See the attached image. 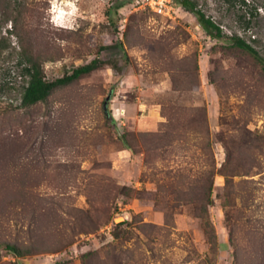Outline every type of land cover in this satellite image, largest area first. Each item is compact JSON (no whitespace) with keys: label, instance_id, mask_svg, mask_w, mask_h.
I'll return each instance as SVG.
<instances>
[{"label":"rangeland","instance_id":"rangeland-1","mask_svg":"<svg viewBox=\"0 0 264 264\" xmlns=\"http://www.w3.org/2000/svg\"><path fill=\"white\" fill-rule=\"evenodd\" d=\"M196 3L220 39L175 0H0V264L257 263L264 71L228 38L264 57V0ZM21 48L49 81L105 64L13 108Z\"/></svg>","mask_w":264,"mask_h":264},{"label":"trees","instance_id":"trees-1","mask_svg":"<svg viewBox=\"0 0 264 264\" xmlns=\"http://www.w3.org/2000/svg\"><path fill=\"white\" fill-rule=\"evenodd\" d=\"M178 5H180L187 12L192 13L198 24L205 30V32L212 38L220 39L222 37V30L218 24H216L211 17L207 16L202 9L197 7L196 0H175ZM228 46L237 48L242 50L251 56L264 71V57L258 52V50L247 40L237 34H232L228 38ZM6 45H1L0 43V54L2 50H4ZM42 57L32 53L31 50L22 49L19 50L15 65L18 68V76L22 80V85L20 87V101L19 104L13 106V108H26L32 106L38 102L46 101L47 98L53 93V91L63 85L73 82L74 80L89 74L99 66L105 64V61L101 59L94 58L90 62L85 63L83 65L76 66L72 69L70 73H66L62 77H59L55 80L49 81L45 78L44 69H43V61ZM12 106V105H11ZM230 160L229 153L227 154V162L223 165V169L220 171L224 176L225 184V200L223 202V206H228L226 201L230 198L232 193L231 188L233 186V181L230 178L229 174L226 172L227 163ZM213 172H211V176H213ZM212 184L208 186V190L211 191ZM208 204H211V200L206 199ZM205 212V206H201ZM226 216L228 214L225 212ZM199 218H203V214L197 215ZM128 222H121L115 226L127 225ZM208 225V224H207ZM116 228L112 232V236L114 239L118 240L122 237L128 238V231L126 229L123 233H119L115 231ZM230 237H232V233L230 232ZM260 236L256 239L257 246V257L256 264H264V232H259ZM215 243V241H214ZM5 248L14 253L16 256L22 255L21 248L16 246L15 244L5 243ZM237 258V257H236ZM237 261L235 260V264ZM255 264V263H254Z\"/></svg>","mask_w":264,"mask_h":264},{"label":"built area","instance_id":"built-area-1","mask_svg":"<svg viewBox=\"0 0 264 264\" xmlns=\"http://www.w3.org/2000/svg\"><path fill=\"white\" fill-rule=\"evenodd\" d=\"M173 0H134V4L141 9H149L158 14L168 15Z\"/></svg>","mask_w":264,"mask_h":264},{"label":"clouds","instance_id":"clouds-1","mask_svg":"<svg viewBox=\"0 0 264 264\" xmlns=\"http://www.w3.org/2000/svg\"><path fill=\"white\" fill-rule=\"evenodd\" d=\"M52 10L53 11H58V9L56 8V5L55 4H53V9ZM53 20H54V22H59L60 17H53Z\"/></svg>","mask_w":264,"mask_h":264}]
</instances>
